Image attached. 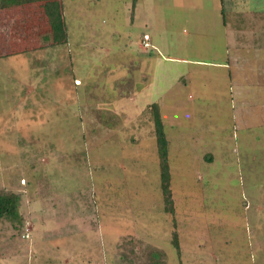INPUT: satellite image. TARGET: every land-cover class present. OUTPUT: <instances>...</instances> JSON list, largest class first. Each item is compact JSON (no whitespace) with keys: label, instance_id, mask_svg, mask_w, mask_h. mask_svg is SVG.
I'll list each match as a JSON object with an SVG mask.
<instances>
[{"label":"rangeland","instance_id":"1","mask_svg":"<svg viewBox=\"0 0 264 264\" xmlns=\"http://www.w3.org/2000/svg\"><path fill=\"white\" fill-rule=\"evenodd\" d=\"M62 3L0 8V264H264V37L231 87L219 0Z\"/></svg>","mask_w":264,"mask_h":264},{"label":"crops","instance_id":"2","mask_svg":"<svg viewBox=\"0 0 264 264\" xmlns=\"http://www.w3.org/2000/svg\"><path fill=\"white\" fill-rule=\"evenodd\" d=\"M12 7L16 5L1 9ZM219 13L226 38L228 39L230 32L236 37L233 46L226 41L225 62L222 63L227 68L229 85L232 87L239 77L258 78V70L246 62L242 50L256 53L261 47L260 38L264 37V0H219ZM142 52L145 50L140 53ZM135 54L140 55L137 52Z\"/></svg>","mask_w":264,"mask_h":264},{"label":"trees","instance_id":"3","mask_svg":"<svg viewBox=\"0 0 264 264\" xmlns=\"http://www.w3.org/2000/svg\"><path fill=\"white\" fill-rule=\"evenodd\" d=\"M10 5L38 7L39 15L45 17L49 22L50 29L45 30L47 36L50 37L51 34V37H56V40L65 37L66 26L63 17L62 0H0V8H5ZM44 45H47V42L44 41ZM156 142L158 144L157 149L160 156V186L164 196L165 210L173 212L174 208L169 186L170 174L167 161V139L163 134L158 135ZM17 206L18 196L15 193H0V217H6L12 220L17 219ZM172 243L179 252V243L176 232L173 233Z\"/></svg>","mask_w":264,"mask_h":264},{"label":"built area","instance_id":"4","mask_svg":"<svg viewBox=\"0 0 264 264\" xmlns=\"http://www.w3.org/2000/svg\"><path fill=\"white\" fill-rule=\"evenodd\" d=\"M143 37H144V39H145V38H147V37H148V35H147V34H144V36H143ZM147 44H148V42H147V41H144V45H147Z\"/></svg>","mask_w":264,"mask_h":264}]
</instances>
